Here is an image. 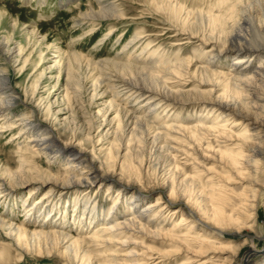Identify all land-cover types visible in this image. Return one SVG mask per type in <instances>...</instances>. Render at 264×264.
I'll list each match as a JSON object with an SVG mask.
<instances>
[{
    "label": "bare ground",
    "instance_id": "bare-ground-1",
    "mask_svg": "<svg viewBox=\"0 0 264 264\" xmlns=\"http://www.w3.org/2000/svg\"><path fill=\"white\" fill-rule=\"evenodd\" d=\"M148 6L155 13L161 8L172 9L175 20L182 13L163 0H151ZM76 9L81 26L110 24V35L121 23L134 21L140 26L143 20L127 17L115 0H99L97 8L89 6L86 11H80V6ZM5 13L1 10L0 24L4 19L5 23L8 21ZM207 21L210 34L199 35V28L193 26L183 33L187 36L184 40H196L205 56L203 63L177 57L158 60L154 55L148 59L137 56L135 61L123 57L92 61L63 52L70 85L66 89L68 102L86 99L89 91L86 101L90 106L96 98H109L108 110L114 112L112 120L116 121L113 139L124 152L122 161L118 159L119 167L127 168V156L147 146L152 155L163 154L172 162L168 185L158 189L161 198L141 205L149 201L143 190L156 189L155 184L146 187L139 181L122 182L112 165L118 152L108 155L103 164L107 170L97 167V159L80 150L77 142L59 140L48 120L41 119L42 111L33 107L34 95L29 97L26 91L12 86L6 70L17 68L23 54L14 41L16 31L39 47L48 40L42 37L37 41L38 32H29L13 20L11 32L0 37V139L16 130L9 142L21 141L24 146L17 144L16 169L0 167V202L7 212L0 214V264L9 258L19 263L27 255L52 258L54 253L62 256L65 264H127L130 253L140 258L134 264H264V250H253L261 218L258 203L264 196V0H233L223 14H209ZM169 27L172 26L160 31L164 33L141 32L125 49L132 53L129 46L133 43L138 46L145 38L163 36L169 31L178 38L181 33ZM147 50L146 47L142 51L149 54ZM56 58L60 65L63 58ZM230 58L233 62L227 68L224 63ZM26 63L22 62L20 71ZM173 80L179 83L177 88L171 87ZM191 84L195 86L185 90ZM131 99L134 104L127 105ZM20 106L30 108L31 116L19 113ZM161 108L167 112L159 116ZM188 108L195 109L194 117L185 120L178 116L176 122L169 121L170 112ZM212 116L216 119L212 120ZM35 155L68 158L63 176L39 171L30 161ZM192 155L205 161L214 157L224 173L204 183L197 175L185 174L177 157L189 160ZM105 182L122 186L106 212L101 204L84 198ZM234 185L241 187L240 193L235 192ZM31 186L23 198L21 194ZM44 187L48 189L35 198ZM76 193L81 196L73 202L70 196ZM165 193L168 195L163 202ZM53 194H58L54 201ZM237 197L239 202L233 205L232 199ZM124 200L129 201L126 215H117ZM192 200L199 205L200 214L189 206ZM173 205V213L183 215L171 225L173 218L167 214ZM18 207L24 220L16 224L13 217ZM59 216L63 218L60 222ZM70 220L74 225H67ZM145 239L160 240L161 248L144 247L140 240ZM135 247L142 251L137 252ZM217 254L226 255L222 259Z\"/></svg>",
    "mask_w": 264,
    "mask_h": 264
},
{
    "label": "rangeland",
    "instance_id": "rangeland-1",
    "mask_svg": "<svg viewBox=\"0 0 264 264\" xmlns=\"http://www.w3.org/2000/svg\"><path fill=\"white\" fill-rule=\"evenodd\" d=\"M98 1L99 0H0V12L1 10L6 11L4 17L8 18L6 23L4 22L5 19L3 20L4 23L1 22L5 27L3 24H0V37L7 35L8 31L11 32V25L13 24V20L16 19L19 26L26 28L29 32H38L37 41H41L40 39L42 37L48 39L45 41V45L43 44L39 47V44H33V41H28L27 37L20 36V34L17 33L19 31H16L17 35L14 36V41L23 49L22 58H20L21 64L15 69L8 68L6 71H8L7 74L11 77V84L14 88L20 92L26 91L29 97L34 95L33 107H38L42 111L40 116L41 119L48 120L50 126L56 131V134L62 143H67L69 141L77 142L78 148L89 156L92 154L97 159L96 166L101 167L104 170H107L103 164L108 159V155L110 153L114 155L118 152L115 155L118 156V158L113 160L112 165L116 174H119L118 177H122V182L125 183L132 180L137 183V181H139L140 185L146 187L147 185L153 186L155 184L156 189L150 188V191H145L146 189L143 190L142 193L145 195L144 197H149V201H144L141 204L143 205L155 201L158 197L161 198L158 189L168 185L167 178L171 175L168 174V169L173 167L172 162H170L163 154L161 156L152 155L150 146H147L146 148H139L140 150H136L133 154L127 156L125 160L127 168L121 169L122 167H119L120 162L118 159L122 161L124 152L120 149L121 146L119 147L118 143L113 139L112 132H114V129L116 128V121L112 120L115 115L114 112L108 110L109 98H96L90 106L89 101H86V99L90 97L89 91L85 95L87 96L86 99H72L69 103L66 98V89L70 85L67 77V60L63 58V52L75 53L92 61L112 60L114 57L118 59L123 57L135 61L137 56L148 59L152 58V55H154L158 60L164 59L169 61L177 57L183 59L191 58L194 62L201 60V63H203L206 60H204L205 56L202 55L198 43H196V40L194 39L184 40L187 36L183 33H185V30H188L193 26L195 29L197 27L199 28L198 32L201 33H199V35L210 34L211 29L208 25L207 16L209 14H223V10L233 0H163L170 3V7L182 10L178 20H175L171 15L170 11L172 9L165 11L161 8L160 12L155 13L154 10L148 6L151 0H115L117 6H120L121 10L127 14V17H142L143 20H140V26L134 21L121 23L117 25L115 31L111 35L109 34L111 27L110 24L107 25L102 23L100 25L92 24L89 26H81L77 20L79 12L77 9L75 10L76 7L80 6V11H86L89 6L97 8ZM155 1L160 2L161 0ZM168 26H172L169 27L172 30L173 27L176 28V30L181 33L180 36L178 38L172 37V32L169 31L168 34L163 36L145 38L138 46H132L134 45L133 43L131 45L132 47L129 46L131 52L133 51L132 53L127 52L128 49H125V46L132 43L133 39L141 32L145 35L146 33L150 34L151 32L157 34L164 33L160 31ZM175 43H181V45L175 46ZM146 47L148 48L147 51L151 54L142 51ZM56 50H58L59 53H56ZM57 55L63 58V60L60 61V65L56 63ZM41 56L43 58L42 60H40ZM232 59L233 58H230L224 63L227 68L231 66L233 62ZM25 61H27V63L20 71L22 62ZM258 61L259 60H257L256 63H258ZM1 68L2 66H0V69ZM179 82L181 84L187 83L184 81ZM172 83L173 85H171V87L177 88L179 85L177 80H173ZM194 86V84H191L190 87L185 90H191ZM34 87H37L36 91L34 90ZM126 103L127 105L134 104L132 99ZM17 110L19 113L25 114L26 117L31 116L30 108L28 107L20 106ZM194 110L195 109L193 108H188L182 112L172 111L167 116L170 122H176L175 120H177L176 118L178 116L186 120L194 117L195 114L192 112ZM98 111H100L99 116L96 115ZM165 111L164 108H161L158 110L157 114L162 116L167 112ZM201 116L205 117L207 115L203 114ZM104 117L105 122L103 123L102 120ZM211 119H216V116H212ZM15 132L16 130L0 139V167H2V169L7 166L14 170L17 167L18 157L15 154L17 144L19 143L21 147H23L24 144L21 143V141H18V143L9 142V139H11ZM87 138L89 139L86 141ZM211 144L215 146L213 142H211ZM135 154H137V159H135ZM204 154L205 153H203V155ZM205 156L208 155L205 154ZM139 159L141 160V163L138 162ZM30 161L34 164L35 168L39 169V171H42L43 173L53 172L62 177L63 169L68 163V158L60 156L56 159H49L44 155H35L34 159H31ZM70 161L72 162V159H70ZM177 163L182 172L192 176L197 175L202 183L209 178L215 180L216 176L224 173L214 157L205 161L198 155H192L189 160L184 159L183 156H178ZM74 170L79 171L78 168H74ZM262 183L264 182H261V184ZM47 187H44L39 193H37L35 198L41 197L43 192L49 188ZM121 187L122 186L119 184L105 182V184L99 188L96 187L93 189L91 193L85 194L84 198H88L90 202L93 201L101 204L104 206L103 211L106 212L110 210V207L113 204L112 198H115L117 190L122 189ZM232 187L237 194L241 192V187L238 185ZM32 188L33 186L23 191L21 196L24 198ZM130 189L132 190V188L129 187V190ZM79 194L80 193L73 194L72 197L70 196V200H73V202L75 200L77 201V198L81 196ZM57 195L53 194V201L58 198ZM167 195L168 193H165L163 202L167 199ZM239 199L240 197L232 199L235 200L233 201V205L237 204ZM259 200L260 202L258 204L261 208V218L259 220L258 234L255 233L254 235L255 245L253 246V250L256 252H263L264 196H261ZM82 202L84 203L86 200H83ZM128 202V200L122 201L117 215H126ZM189 206H193L197 213H201L199 205L194 200L189 203ZM175 208L176 206L174 205L170 206L167 214L169 217L173 218L171 225L178 223L183 215V212L173 213ZM20 209V207L17 208V213H15L13 217L15 221L14 223L16 224H19L24 220L23 213ZM186 210V207H184V211ZM5 211V206L0 202V214L7 213ZM61 213L62 210H60V214ZM70 215L71 213L69 216ZM58 218H60V216ZM62 220L63 218L61 217L59 222ZM67 225L72 226L74 225V222L70 220L67 222ZM30 229H33V227ZM246 232L247 235H251L248 231ZM224 237L229 238L227 235ZM140 241L142 242L141 245L144 247L153 249L161 248L159 246L161 244L160 240L151 241L145 239ZM217 245H219V242ZM249 248L250 246L247 248L245 247L243 253ZM135 250L139 253L142 251L139 247H135ZM130 251L131 249L127 250V252ZM260 254L261 253H258L257 256H261ZM132 255L133 254L130 253L131 257L129 260H131H128L127 264H134L139 261L140 258L132 257ZM225 255L226 254H217V256L222 257V259ZM64 261L65 260L62 256L54 253L52 258L27 255L23 256V260L19 263L15 262L14 258H9V261L5 260V262H2L1 264H65ZM166 263L173 264L175 262L166 261L159 264Z\"/></svg>",
    "mask_w": 264,
    "mask_h": 264
}]
</instances>
